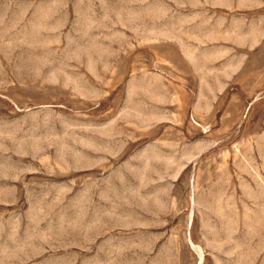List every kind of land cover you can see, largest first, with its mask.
Segmentation results:
<instances>
[{"label":"rangeland","instance_id":"obj_1","mask_svg":"<svg viewBox=\"0 0 264 264\" xmlns=\"http://www.w3.org/2000/svg\"><path fill=\"white\" fill-rule=\"evenodd\" d=\"M0 264H264V0H0Z\"/></svg>","mask_w":264,"mask_h":264}]
</instances>
